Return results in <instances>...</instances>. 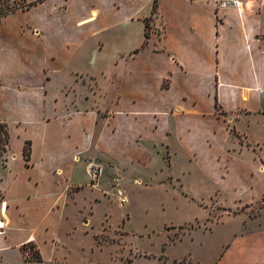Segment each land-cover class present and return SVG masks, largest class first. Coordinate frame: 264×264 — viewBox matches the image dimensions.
Instances as JSON below:
<instances>
[{
	"label": "crops",
	"instance_id": "obj_1",
	"mask_svg": "<svg viewBox=\"0 0 264 264\" xmlns=\"http://www.w3.org/2000/svg\"><path fill=\"white\" fill-rule=\"evenodd\" d=\"M19 1L22 2V9L17 10L18 14H4L3 17H8L0 23V54L15 76L10 80L14 85L9 90L6 88L9 81L0 75L3 83L0 109L5 100H11L12 110L17 114L11 124L7 122L8 117L3 116L6 113L0 110V117L7 123L12 137L9 161L6 166L0 165V264H3L1 253L9 248L8 236L14 220L26 217L25 205L29 203L41 206L40 217L44 218L40 225L24 230L22 241L17 247L10 248H17L23 263L39 264L43 261L24 258L22 246L37 245L43 260L45 248L50 246L53 249V256L48 259L50 264H62L68 258L60 253L67 252V246L57 241L56 234L50 229L52 225L57 228L62 223L65 209L70 204H77L81 195L87 197L86 191L93 194L89 207H82L89 215V210L93 211V203L112 202L110 196L103 194L111 192L115 181L118 182L122 175L121 184L130 194L127 216V209L131 214L134 207L135 194L146 193L152 188H165L163 181L168 174L164 172L162 158L164 143L174 157L170 170L176 180L180 176L177 167L183 162V157L187 163L201 167L197 147L202 145L206 151H212L213 142L219 134L224 133L228 139L232 136L219 125L213 113L212 88L215 80L219 82L218 102L227 114L237 120L240 114L253 113L249 102L253 100L257 104L264 94V0H247L242 10L214 6V0H157L158 6L151 16L145 19L138 17V21L145 24V38L146 20L155 13L159 17L155 26L162 25L166 31L161 41L151 40L148 46L144 43L142 49L147 48L146 56L141 54V49L123 54V58L134 64L124 75H98L71 69L60 75V84L55 89L52 85L59 75L51 72L47 65L41 67L34 63L40 49L51 47V44L43 45L45 38L42 37L52 32L58 40H62L69 36L68 33L70 37L74 36L85 25L99 30L106 27L109 14L120 11L121 6H127L128 10L141 0H92L93 5L85 14H88L87 17L72 8L76 0ZM148 1L154 10L155 0ZM168 19L172 27L175 25L173 29L181 33L182 27L187 29V42L181 45L178 53L166 47ZM134 20L126 19L123 23L127 25ZM3 35L7 36L6 40ZM153 48L159 49V52L153 51ZM73 50L72 54L81 52L78 46ZM69 59H73L72 55ZM145 61L163 66L164 71L147 75L142 70ZM26 64L29 72L23 76L24 73L19 71L26 68ZM44 69L52 73L47 80ZM133 75L154 79V83L139 87V96L150 98L148 108L142 107L138 100L131 103L124 99L121 87L125 79L127 86H135L134 83L128 84ZM178 76L186 81L187 89L179 86ZM78 78H87L93 83L85 85ZM166 78H171V84L165 89L162 85ZM106 79L112 83L109 102L106 100L108 94L101 86ZM189 100L191 111L186 110ZM232 105L235 108H231ZM178 109L180 115H176ZM255 110L259 113L264 108ZM101 113L115 116L104 117ZM189 113L196 116H186ZM25 141L32 142L28 161L23 153ZM15 145L18 146L16 151ZM190 155H197V160L191 161ZM227 155L231 156L230 147ZM225 156L220 154L218 163ZM95 160L97 164L92 163ZM80 162L83 167L86 166L85 178L77 174ZM91 165L100 169L95 185H91L95 181L90 172ZM222 165L224 163L219 165V171L202 165V177L208 174L214 178L221 177L220 181H223L222 175L227 172ZM187 168L190 171L182 175L193 173L191 168ZM74 186L80 189L72 192ZM52 216L54 222H46ZM66 217L68 220V215ZM82 224L83 219L76 226L81 227ZM76 226L69 231V235L77 230ZM94 236L96 239L97 233Z\"/></svg>",
	"mask_w": 264,
	"mask_h": 264
},
{
	"label": "rangeland",
	"instance_id": "obj_2",
	"mask_svg": "<svg viewBox=\"0 0 264 264\" xmlns=\"http://www.w3.org/2000/svg\"><path fill=\"white\" fill-rule=\"evenodd\" d=\"M150 3L148 0H141L128 10L127 6L123 8L119 5L121 10L109 14L106 27H100L99 30L85 25L74 36L70 37L68 33L69 36H65L62 40H58L52 32H47L42 37V39L45 38L43 45L51 44V47L47 50L40 49L34 63L41 67L47 65L51 72L59 75L52 85L53 89L59 86L60 75L71 69L98 75L102 73L124 75L134 64L123 58V54L141 49V54L146 56L147 48L142 49L144 43L148 46L151 40L161 41L165 35L166 31L162 25L155 26L159 18L158 13H155L146 20L148 39L144 36L145 24L143 21L139 22L138 17L145 19L152 15L153 6ZM223 3V0H214L213 5L220 6ZM91 5H93L92 0H76L72 8L79 15L87 17L88 14H85L90 10ZM21 7L22 2L19 0H2L0 15H17V10L22 9ZM216 11L218 14V9ZM162 13L164 15V12ZM8 16H0V23ZM126 19L135 20L124 25L123 22ZM167 24L166 30L169 37L166 47L178 53L181 45L187 42V29L182 27L181 33L173 29L175 25L173 24L172 27L169 19ZM2 38L6 40L7 36L3 35ZM4 40L2 42H6ZM75 46L81 50L78 54L71 53ZM153 51L159 52V49L153 48ZM70 54L73 59H69ZM151 63L147 61L142 67L147 75L154 71L157 73L164 71L163 66ZM28 69L29 66L19 72L24 73L23 76H25L28 75ZM49 69H44L45 80L52 74ZM0 75L9 81L6 88L11 90L14 83L12 85L10 80L15 76L1 54ZM131 77L128 84L134 83L135 86H133L134 89L129 85L128 87L125 79L121 87L124 99L131 103L133 100H138L142 107L148 108L151 104L150 98L139 96V87L142 84L147 86L149 82L154 83V79L142 75ZM177 78L181 88L185 90L189 87L181 76ZM78 80L89 86L93 83L87 78H78ZM170 84L171 78H166L162 86L166 89L170 87ZM2 86L3 83L0 80V89ZM101 86L103 92L108 94L106 100L109 102L112 83L106 79ZM218 86L219 82L215 80L212 88L215 104L213 113L219 125L227 129L232 136L228 139L224 133L219 134L213 142L212 151H206L202 145L197 148L202 165L219 171V165L224 163L221 167L227 174L229 173L222 175L224 180L220 181L221 177L214 178L208 174L202 177L203 166L189 164L184 157L181 159L183 162L177 167V173L180 176L175 180L170 170L174 165V157L171 155L169 146L164 143L162 158L164 172L168 175H165L163 183L166 186L135 194L131 214L127 209L126 216L130 194L121 184L122 175L118 182L115 181L112 193L103 194L105 197L110 196L109 199L112 202L105 200L101 203H93V211L89 210V215H86L88 211L86 212L82 207L84 205L89 207L93 196L90 191H86V198L81 195L77 204H70L65 209L68 220L65 215V219L57 225V228L52 225L50 229V232L56 234L57 241L67 246L65 248L67 252L60 253L61 256L67 255L68 258L63 260L62 264H264V111L255 112V109L264 108V94L257 104L253 100L249 102V109L253 113L240 114L235 120L234 116L227 114L221 108L217 96ZM189 107L190 100L186 106L187 111H191ZM93 108L96 109V106L94 105ZM231 108H235V105ZM12 109L13 101L11 100H5L1 104L0 110L6 113L3 116L8 117L7 122L11 124L17 118V114ZM180 114L178 109L176 115ZM100 115L111 117L114 114L101 113ZM186 116L195 117L196 115L189 113ZM11 138L7 123L0 117V165L2 166H6L9 161L8 150L11 148ZM229 147L230 157L227 155ZM17 148L18 146L15 145V151ZM23 149L24 158L28 161L32 142L25 141ZM220 154H226V156L218 163ZM189 159L196 161L197 155H190ZM95 161L92 163L97 164V160ZM77 165H79L77 170L79 177H87L86 166L83 167L81 162ZM187 167L191 168L193 173H187L184 176L182 174L185 171H190ZM94 180L91 185L97 184V178ZM79 189L78 186H74L72 192ZM40 209L41 206L37 204L25 205L26 217L15 219L10 229L9 248L17 247L24 238V230L28 231L40 225L44 218L40 217ZM81 209L85 213L84 216ZM106 213L107 216H105ZM82 219L83 224L77 227L76 225L80 224ZM46 222L52 224L53 216ZM74 226L77 230L69 235V231ZM95 233H97L96 239ZM9 248L1 253L3 264H33L23 263L17 248ZM21 252L26 259L36 261L40 258L43 262L39 264H50L48 259L53 256V249L50 246L45 248L44 260L37 245H24Z\"/></svg>",
	"mask_w": 264,
	"mask_h": 264
},
{
	"label": "built area",
	"instance_id": "obj_3",
	"mask_svg": "<svg viewBox=\"0 0 264 264\" xmlns=\"http://www.w3.org/2000/svg\"><path fill=\"white\" fill-rule=\"evenodd\" d=\"M223 1H224L223 3L224 6H231L238 10H242L247 0H223ZM90 172L93 178L95 179L98 178L100 175V169L95 165L90 166Z\"/></svg>",
	"mask_w": 264,
	"mask_h": 264
},
{
	"label": "trees",
	"instance_id": "obj_4",
	"mask_svg": "<svg viewBox=\"0 0 264 264\" xmlns=\"http://www.w3.org/2000/svg\"><path fill=\"white\" fill-rule=\"evenodd\" d=\"M0 2H2V0H0ZM156 5H157V0H155V2H154V10L153 11H156ZM0 16H2V15H0ZM147 28H148V26H146V39H148V34H147ZM37 262H40V258L39 259H37L36 260Z\"/></svg>",
	"mask_w": 264,
	"mask_h": 264
}]
</instances>
